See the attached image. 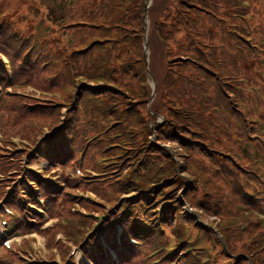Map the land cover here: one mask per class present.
I'll return each mask as SVG.
<instances>
[{
    "label": "trees",
    "instance_id": "obj_1",
    "mask_svg": "<svg viewBox=\"0 0 264 264\" xmlns=\"http://www.w3.org/2000/svg\"><path fill=\"white\" fill-rule=\"evenodd\" d=\"M51 1L52 26L45 38L20 27V19L0 3V53L10 58L14 70L8 81L0 59V82L8 83L0 93L5 95L0 102L5 117H0V173L6 185L22 183L8 200L6 185L0 182V200L17 211L11 235L39 230L26 212L29 206L21 205L17 192L22 188L29 202L37 204L38 195L50 207L58 201L66 207L58 210L65 219L59 227L80 244V229L90 220L77 206L93 209L72 193L82 189L101 198L97 210L106 217L101 228L114 252L94 235L97 250L84 248L95 264H216L225 257L223 245L206 230L192 235L196 221L185 215L179 192L187 181L180 173L192 178L184 199L194 208L215 207L213 198L222 204L215 187L222 183L236 213L248 215L253 229L264 223V23L255 19L262 0H153L148 11L150 75L143 47L144 0ZM151 78L157 89L148 109ZM29 85L63 97L64 111L8 91ZM160 117L162 122L157 121ZM45 126L51 129L49 137L38 134ZM154 131L156 142L178 144L176 154L186 164L179 173L169 150L151 141ZM17 134L32 145L42 139L41 151L31 152L24 143L16 146L10 136ZM228 145L235 146L239 157ZM32 155L50 167L80 166L86 171L79 177L75 170V179L65 173L64 184H48L42 173L37 178L22 165ZM241 158L247 165H240ZM21 172L34 177L33 193L17 177ZM179 218L187 226L185 233L170 229ZM221 232L234 252L226 237L229 231ZM262 235L264 228L251 248L257 249ZM52 239L49 251L58 249L63 256ZM21 251L0 249V264H30ZM255 252L253 264H263Z\"/></svg>",
    "mask_w": 264,
    "mask_h": 264
},
{
    "label": "rangeland",
    "instance_id": "obj_2",
    "mask_svg": "<svg viewBox=\"0 0 264 264\" xmlns=\"http://www.w3.org/2000/svg\"><path fill=\"white\" fill-rule=\"evenodd\" d=\"M51 2H52L51 0H0V3L4 6L5 11L14 14L17 18L20 19V23H21L20 27H23L25 29L29 28L30 31L39 32L43 35L44 38L47 36V33L49 34L47 30L48 27L52 26L48 21V9L50 8ZM148 2L151 3V5L149 4V8H150L153 4V0H148ZM262 3L263 5L259 7L261 11L259 13L260 17L256 16L255 19H256V22L262 21L264 23V0H262ZM149 26L150 25L148 22L147 32H149ZM58 28L60 27H56L55 30L58 31L59 30ZM262 43L263 42L261 41V47L264 50V44ZM0 59L3 61V65L5 66L4 68L5 72L9 76L8 77V81H9L10 77H12L14 73V70L11 66V60L8 56H6L3 53H0ZM147 60H149L148 56H147ZM149 84L152 88L151 79L149 80ZM7 85L8 83L3 84L0 82V93H3L4 91L3 86H7ZM8 91H11L14 93L16 92V94H14L16 97L17 96L22 97V98L25 97V98H30L32 100H35L37 102H45L49 106H52L55 109H59L61 112L64 111V108H62L63 105L60 104V102L63 101V97L59 95H53V94L42 92L36 89L35 87H33L32 85H29L28 88L26 89L11 88V89H8ZM4 99H5V95H0V102H2V100ZM152 101H153V97H151L149 101V104L147 106L148 109H150ZM0 117H2L5 121L4 114H0ZM157 121L162 122L163 117H160V119H158ZM152 125L153 124H151V126ZM40 133L45 135V137H49L51 133V129L46 128V126L42 127L41 130L38 132V134ZM156 137H157V133H155L154 131L153 135L150 137L151 141L156 142ZM156 144L158 147L169 150V152L172 154V157L174 158V161L177 163L178 173L181 171L182 166L186 167L184 160H182L176 154V151L180 150L177 143H161L160 144L156 142ZM35 145H36V141L34 142L33 146L31 147L26 146V148L27 150L32 151V152L38 151V150H35L34 148ZM16 146H19V145H16ZM228 146L230 147L232 153L237 154L235 146L234 147L232 145H228ZM33 156L34 155H32L29 158L28 163H31L32 168L35 169L37 172H41L42 174L40 175H44V177L46 178L45 180H43L44 182H47L48 184H53L55 186L64 184L62 181V177L65 173L69 175L70 178L75 179L74 171L77 168H79L81 171L80 173L76 172L79 177H82L86 171V170H83L80 166H70V167H67V169L62 168V166H56V167L46 166L47 164H43L37 161V159H39L38 157L36 156L33 157ZM194 156L201 157V155L198 152H195ZM232 156L231 158L233 159L234 156L233 157ZM220 158L222 160L228 161V159L224 157L223 155L220 156ZM244 160L245 159H242V162H239L240 165H245V164L247 165L248 162H243ZM238 168L239 167H237L236 169ZM241 171L245 172L243 169H241ZM26 175H28L27 172H23V174L21 172L20 174L17 175V177H19L22 180L25 178ZM38 175L39 174H37L36 176L34 175V176L37 178H40V176ZM180 175L182 178H184L187 181L185 188H183V190L179 192V196L182 199L183 208L187 212V214L185 215H187L186 216L187 218L195 219L196 221L195 225L193 226L192 235L194 237L199 236V235H204L203 230H206L207 233L211 232L215 234L219 242L223 245V253L225 254V257L220 256L219 259L215 261V263L216 264H232V263H228V261L234 259L236 261L235 264H253L252 253L254 251H258V252H255L258 254L256 259L260 260L261 263L264 264V237L263 235L261 238H258L259 240H257L256 245L258 247L256 250L255 248H251L249 245L255 237L261 236V235L260 236H257V235H259L262 228H264V223L259 224L260 229L258 227L253 229L254 225L249 224V222L247 221L248 215L243 214L242 212L236 213L233 210V198L230 196L229 189L227 188L226 185L224 186L222 183L220 184L215 183L217 192L219 193V196L221 197V200L223 201L222 204H219L220 202H216L215 198H213V203H215V207L208 206L207 209H204V210L194 208L193 206L189 204V202L186 199H184V193L187 191L188 187L192 183V178L189 175V173L186 171H182ZM30 177H31L29 178L30 183L28 184L27 187H29L30 190L32 191L31 193H33V190L35 189V184H34L35 179L32 176V174ZM102 177H107V174H104ZM12 183L10 186L14 188L15 191H17L18 186L22 185V183L20 182L19 183L14 182L16 186H14V184ZM62 188L64 189L66 188V186L64 185ZM21 191H22V188H19V191L17 193L21 194ZM72 193L76 194L79 197L80 201H86L91 206H93V209H88L86 207H83L81 204H78L77 206L78 213L81 214L84 218H87L88 220H90L89 225L80 229L82 231V235H84L82 237V242L80 244L73 243L69 235H67L64 232V230L59 227V224L65 221V219L61 218L60 214L58 215L59 213L58 210L59 208L61 210L66 209V207L65 208H62V206L60 207L59 201H58V205L51 204L52 205L51 207L47 205L46 202L42 203L41 204L42 209L40 210V212L35 210V208L34 209L31 208V206L35 207V203L30 202L31 206H29L26 212L30 213L29 216L31 219L36 220V223H35L36 226L40 227V225H42L43 227H46L44 231L42 232V234L45 235V233H47L46 235L47 251L44 249L43 240L39 244H33L34 248H36L39 251V253L42 255L41 257L42 259L47 258V256L45 255L46 252L48 255V259L49 257L54 258L55 254L57 253V250H53L54 252L51 250L50 252L48 249V244L50 243L49 242L50 237L53 238L52 246H54V242H55V244H59L61 250L63 251V261L69 260V259L72 261L75 260L76 264H86L84 260H82L79 250L88 252L89 251L88 248L87 249L84 248L86 246L87 247L89 246V248L97 250L98 244L95 242V240H93L94 235L98 236L99 238L98 241L100 245L103 244L102 247H107L106 249H109L107 245V241H106V236H105L106 232L104 229L101 228L104 226L106 217L103 216L99 210H97L98 209L97 206H100L99 203H100L101 198H99L98 194H95L94 192H85L82 189L76 190L75 192H72ZM38 197H39L38 195L35 196V199ZM55 200H58V199H55ZM80 201H78V203H81ZM210 202H212V199H210ZM28 204H29V201L21 202V205L24 208ZM214 213H216L218 216H214L213 215ZM261 216L264 219V214H262ZM89 217H92L94 219H89ZM5 219H8V218L5 217ZM199 225L201 226L200 228H198ZM115 228L119 234L122 233L123 228L119 223H115ZM174 228L177 230H183L184 233L187 232L186 230L187 226L184 225L181 218H179V220L176 222L174 220L172 221V223H170V229H174ZM250 228L253 229V231H250ZM221 229H226L227 231H229L228 236L226 237H228V240H230V242L236 247L234 249V252L229 250L227 243L225 239L223 238L224 236L221 232ZM37 231L39 230H34L32 232H37ZM108 252L114 253L112 248L109 249ZM189 253H191V251ZM254 256L256 257V254ZM53 260H55V263L59 264L58 262L59 259L54 258ZM66 262L67 261H65V263ZM208 263L209 262H206L205 264H208Z\"/></svg>",
    "mask_w": 264,
    "mask_h": 264
},
{
    "label": "water",
    "instance_id": "obj_3",
    "mask_svg": "<svg viewBox=\"0 0 264 264\" xmlns=\"http://www.w3.org/2000/svg\"><path fill=\"white\" fill-rule=\"evenodd\" d=\"M148 6H149L148 4H145V7H144V19H145V24L146 25L148 24L147 16H146ZM143 44H144V47H145V51L147 53L148 52V47H147V43H146V36H145V39L143 41ZM153 90L155 91V83L153 84Z\"/></svg>",
    "mask_w": 264,
    "mask_h": 264
}]
</instances>
